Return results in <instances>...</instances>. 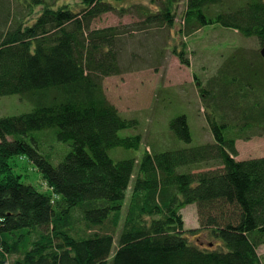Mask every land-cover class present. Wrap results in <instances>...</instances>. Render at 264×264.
Listing matches in <instances>:
<instances>
[{
  "label": "trees",
  "instance_id": "trees-1",
  "mask_svg": "<svg viewBox=\"0 0 264 264\" xmlns=\"http://www.w3.org/2000/svg\"><path fill=\"white\" fill-rule=\"evenodd\" d=\"M180 2L0 0V97L33 106L0 116V264H263L264 156L236 159L235 143L264 133V0H185L180 33L221 27L260 45L233 46L198 86L212 141L136 157L138 121L103 89L106 77L140 64L130 50L125 58L127 37L173 26ZM107 13L140 19L93 26ZM171 52L189 65L185 42ZM188 123L171 118L173 137L190 143ZM21 157L44 190L13 170ZM189 204L192 229L181 215ZM199 231L221 244L190 242Z\"/></svg>",
  "mask_w": 264,
  "mask_h": 264
},
{
  "label": "rangeland",
  "instance_id": "rangeland-1",
  "mask_svg": "<svg viewBox=\"0 0 264 264\" xmlns=\"http://www.w3.org/2000/svg\"><path fill=\"white\" fill-rule=\"evenodd\" d=\"M130 1L123 0L127 4ZM140 1L147 4L149 2V0ZM184 4L185 0H181L173 26L163 27L162 30L157 27L147 28L150 30H146L143 34L136 33L131 38L127 37L128 40L123 44V48L126 49L125 58L130 50L134 56L140 55V64L138 66L128 65L126 66L128 71L108 76L103 80V89L107 99L124 117L138 121V129L133 132L142 134L141 145L136 151H127L136 157H139L145 148L160 152L172 147L212 141L213 136L206 124L199 100L198 86L202 84L203 87L211 82V76L233 46L240 44L250 48L260 47L255 37L245 38L236 30L221 27L197 30L194 35L180 33ZM155 9L156 7L153 8ZM139 19L136 14L119 16L115 13H107L96 18L93 26L127 24ZM160 31L166 34V39H159L154 35L143 40L146 35ZM140 42L144 44L137 48L135 44ZM182 42L186 44V52L190 59L188 66L181 64L176 55L171 52L174 45L181 47ZM153 48H159L161 54L146 53L155 51ZM137 59L139 58H136L134 62H137ZM32 107L31 100L22 95L12 94L0 97V116L26 112ZM178 114H184L187 117L191 135L190 143L173 137L169 121ZM131 132V130H124L120 134L125 135ZM235 146L236 159L264 156V133H255L248 139H236ZM15 160L13 170L24 175L26 178L22 176V179L27 183L32 184L38 190H44L45 186L41 183L39 172L35 167L25 157ZM130 191L131 184L127 190L126 202ZM124 209L125 205L121 212L122 215ZM181 215L186 229L198 227L195 204L184 206ZM187 237L190 242L204 248H215L221 244L219 238L205 231L187 234ZM258 253L264 264V244L259 247Z\"/></svg>",
  "mask_w": 264,
  "mask_h": 264
},
{
  "label": "water",
  "instance_id": "water-1",
  "mask_svg": "<svg viewBox=\"0 0 264 264\" xmlns=\"http://www.w3.org/2000/svg\"><path fill=\"white\" fill-rule=\"evenodd\" d=\"M259 53L262 56V58L264 59V42H263V44L260 47Z\"/></svg>",
  "mask_w": 264,
  "mask_h": 264
}]
</instances>
